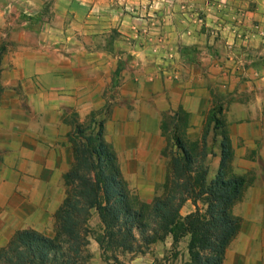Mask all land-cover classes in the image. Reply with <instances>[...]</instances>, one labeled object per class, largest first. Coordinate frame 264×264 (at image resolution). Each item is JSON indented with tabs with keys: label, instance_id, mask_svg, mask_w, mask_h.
Wrapping results in <instances>:
<instances>
[{
	"label": "crops",
	"instance_id": "obj_1",
	"mask_svg": "<svg viewBox=\"0 0 264 264\" xmlns=\"http://www.w3.org/2000/svg\"><path fill=\"white\" fill-rule=\"evenodd\" d=\"M218 3L0 0V249L53 221L76 124L98 115L117 158L133 159L128 142L154 134L163 114L181 108L195 133L218 103L231 174L247 181L223 264H264V0ZM238 14L243 38L232 32ZM168 50L174 63L161 65Z\"/></svg>",
	"mask_w": 264,
	"mask_h": 264
},
{
	"label": "trees",
	"instance_id": "obj_2",
	"mask_svg": "<svg viewBox=\"0 0 264 264\" xmlns=\"http://www.w3.org/2000/svg\"><path fill=\"white\" fill-rule=\"evenodd\" d=\"M25 21L32 30V25L42 24V15ZM3 50L0 47V55ZM186 51H182L183 57ZM120 70L119 65L111 89L117 85ZM174 115L179 119L188 116L181 108ZM208 123L221 137L215 178L207 181L204 146L193 156L175 134L172 139L178 153L170 160V179L164 194L149 205L138 203L130 194L116 155L104 139L103 120L91 114L86 126L76 124L68 135L74 163L63 178L68 189L54 215V236L31 229L17 231L0 249V264H90L87 222L92 210L102 226L95 236L101 257L107 251L142 254L168 237L172 246L188 238V264H223L240 223L232 207L241 198L247 181L228 176L232 152L221 105L210 110ZM188 200L195 210L182 217L180 209ZM200 201L204 211L198 207ZM111 258L114 264H121L114 254Z\"/></svg>",
	"mask_w": 264,
	"mask_h": 264
},
{
	"label": "rangeland",
	"instance_id": "obj_3",
	"mask_svg": "<svg viewBox=\"0 0 264 264\" xmlns=\"http://www.w3.org/2000/svg\"><path fill=\"white\" fill-rule=\"evenodd\" d=\"M177 110L169 115L163 114L161 116L154 134H136L135 141L133 143L128 142L129 146H133V159L119 160L116 156L122 177L130 194L135 197L138 203L143 205H149L155 198L162 196L165 192L171 175L170 160L178 153L172 139L175 134L180 137L186 149L193 156L199 154L204 146L207 153L204 164L208 171V182L215 178L219 170L221 137L213 132L212 125L208 123V116L204 120L201 129L192 133L188 126L189 116L186 119L181 116L182 119H179L174 115ZM173 117L174 120H172ZM87 121L88 119L80 125L86 126ZM227 172L228 176H234L231 174L230 162ZM197 204L204 211L205 205L201 201ZM194 210V206L188 200L180 209V215L184 217ZM87 227L89 229L87 251L91 256L90 264H114L111 258L113 254L118 257L121 264H188L189 262L187 253L188 238H184L177 245L172 246V240L168 237L163 242H156L151 245L142 254H120L119 252L107 251L104 257H101L95 236L101 232L102 226L95 210L91 211ZM55 231L56 222L54 218L40 233L54 236Z\"/></svg>",
	"mask_w": 264,
	"mask_h": 264
},
{
	"label": "built area",
	"instance_id": "obj_4",
	"mask_svg": "<svg viewBox=\"0 0 264 264\" xmlns=\"http://www.w3.org/2000/svg\"><path fill=\"white\" fill-rule=\"evenodd\" d=\"M225 5H226V0H219V3H218L219 9L224 8ZM196 22L199 24L202 23V18H200V16H197ZM241 26H242V14H238V17L235 20H233L232 32L234 34H240L241 38H243V33L241 32ZM257 34L260 37L264 38L263 31H257ZM158 60L161 65L165 64L167 66H171L173 65L174 60H175L174 53L171 50H168L166 54L163 56H160Z\"/></svg>",
	"mask_w": 264,
	"mask_h": 264
}]
</instances>
